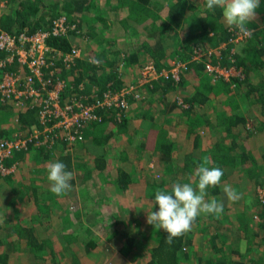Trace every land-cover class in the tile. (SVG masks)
<instances>
[{"label":"trees","instance_id":"obj_1","mask_svg":"<svg viewBox=\"0 0 264 264\" xmlns=\"http://www.w3.org/2000/svg\"><path fill=\"white\" fill-rule=\"evenodd\" d=\"M94 1L6 0L12 13L8 20L0 21V31L6 29L8 31L20 32L21 29L26 27V32L30 33L37 29H43L45 26L49 28L48 25L52 18L62 12L67 15L70 22H73V20L77 22L73 29L69 31L72 34L76 32V28L84 26L83 21L86 17L87 19H91L89 22L96 19L89 28H84L88 32L87 36L91 40V45L85 51L86 55L74 57V61L68 71L64 67L62 68L64 74L67 75L68 73V80L74 83V85L69 84L66 89L70 93H78L76 86L82 80L85 82H95L102 87L110 82L111 87L114 88L129 83L125 80L127 72L118 73L115 69L120 61L121 53L124 54L122 63L125 67L128 64L141 62L143 59L141 57L145 55L153 58L158 68L160 65L168 67L172 57L179 56L183 59L186 62V68L180 72L179 79L160 77L154 80L151 86L145 85L147 90L154 93V97L156 96L157 104L159 105L158 110L163 113L166 122L163 120L158 125L156 124L157 112L155 110L145 111L140 121V126L142 129H145L141 137V145L152 149V151H157L161 161L164 163L167 162L169 164L168 167L176 171L174 170L176 164L173 163L171 165V153L175 147V142L168 136L167 123L172 124L177 129L183 130L185 134L192 138V143L196 146L197 142H199L201 132L206 129L205 127L209 122V115L203 114L202 112L207 107L206 105L210 104L208 100L212 91L216 88H223L226 91L229 84V81H226L225 78L211 83L209 75L206 74L205 61L203 60L205 58V60L216 62L217 58L220 57L222 63L226 64L230 61L227 58L228 50H223L217 55H207V58L203 56L200 60L191 59V51L195 46H204L203 43L207 41L211 42L212 47L225 43L228 49L231 47L234 49L232 56L236 64L243 63V65L248 66V69L257 71L264 68V27L260 26L258 21H252L248 25L253 30L251 37L234 40L233 34L235 31L226 26L222 16V10L217 8L215 11H207L205 9V0H166L167 6L163 11V15L156 13L158 4L156 1L159 0H119L121 7L112 9H119L118 11H120L118 14L116 13V17L119 19L120 28L124 32L125 41L130 38L126 31L127 29L142 27L144 31V38L139 42V46L134 48L135 46L133 47L130 42L126 46H121L120 38L117 41L114 39L117 37L116 32H114L116 36L107 33V28L110 24L107 23L105 17L108 16L106 14L109 13L110 9L102 8L95 10L93 7L95 4ZM41 9L44 10L41 11ZM257 9L260 12L259 21L264 23V3L260 1V6ZM91 10L94 12H91ZM47 42L62 52L70 50V41L67 36L52 35L47 38ZM169 42L174 43V49H166V44ZM4 57L5 51L0 50V59ZM88 57H93L97 62L87 60ZM15 66H17L16 63H6L4 66H0V74L4 69L10 70ZM20 73L25 74V69L23 68ZM233 79L235 78L232 77L230 80ZM189 83L193 84L194 88L186 94H181L184 101L178 104L174 98L175 96H171V94L181 93L185 85ZM235 85L238 87V91L242 93V96L248 99L247 101L249 103L256 104L255 107H257L256 110L259 115L256 116L257 122L255 123V127L258 131L264 133V87L255 86L250 76H245L243 80L239 79L235 82ZM143 98L141 94L139 100H143ZM35 107L33 105L30 107L31 109L24 110L23 107L17 108L13 102L0 99V138L10 135L17 128L27 132L32 122L36 121L37 118V110L34 109ZM229 108H234V106L230 105ZM201 109L202 111L200 112L199 110ZM226 110H217L216 114L218 115L214 121L215 125H213L222 131V136L216 138L215 141L213 138L215 132L211 131V133H208L206 131V134H209L214 142L210 146L203 148L198 156H193L194 153L192 154L191 152L183 155L178 160L180 163L178 164L177 162L179 170L180 172L183 170L184 174H187L186 171L193 173L203 158L209 157L212 162L209 167L215 166L223 170L222 184L224 180L234 177L236 164L241 166L248 160L251 164L249 170L252 174L248 173L245 166H243V169L248 175H253L251 180L254 184H257L261 181L259 176L262 173V169L264 170V164L256 161L248 144L240 150L234 151L238 144L236 136L240 133L236 130V127L240 123H244L245 116L236 110L228 114ZM111 114L109 116L105 114L104 116L103 112L102 117L104 119L101 118V121L91 122L90 126L96 131V128L103 122L113 121ZM11 122L15 123V128L13 129L8 127ZM122 123L124 124L122 127H125L126 121ZM125 129L127 130V128ZM128 131L131 135L134 134L130 130ZM109 137L110 135L108 133L102 135L94 134V136H91V139L89 138L91 144L87 143V140L83 137V139L73 144L75 147L77 146V152L75 151V147L72 150L63 152L65 148L63 142H56L49 148L30 143L24 150H14L10 156L4 159L3 163L9 166L12 163L18 162L20 159L26 160L28 155L36 159L38 157H42L44 160L50 159V162L53 158L55 160H53L54 162L59 161L64 163L66 165V171L73 173V180L70 183L72 184L73 192H75L74 184H82L84 179L92 171V168L100 171L105 168V143ZM95 144H99L102 147L101 150ZM262 158L264 161L263 154ZM1 175L5 174L1 173L0 170ZM130 175L119 169L115 178L116 184L119 187H125L131 179L137 181L139 178H142H137L133 174ZM164 183H169V181H164ZM221 184L215 188H209L206 199L216 198L219 201ZM33 196L32 203L29 201L24 206V212L18 211L20 219L13 224L7 225L16 232L18 236V240L16 241L20 243L25 241V243L31 244L30 249L36 256L40 255V246L43 247L45 244H49L50 240L48 238H42L41 241H38L35 236V228H41L42 224L49 220L50 209L55 198L53 195L39 197L35 193ZM139 199L141 198L139 197ZM105 200H107L106 197ZM244 209L237 210L235 217L239 219L237 230L246 237L247 247L245 246L243 250H240V243L238 248L236 247L233 251L229 250V253L226 251V248H223V253L218 255L212 264H264L262 259L263 255L261 256L260 254L261 247L264 245V207L260 205V208L257 206L254 208L256 214L260 217H258L260 221L257 223V229L252 228V224H250L253 214L245 215ZM158 210L159 206L157 205L153 211ZM136 213L138 212L136 211ZM207 218L214 220L220 219V222H225L227 219L225 209L221 215H207ZM201 219V216L196 218L191 230L201 224ZM191 230L179 238L174 239L171 245L165 243L167 234L162 229L152 230L150 234L152 243L146 247L145 253L142 254V257L146 256L145 258H147L146 264H181V261L186 259L191 260L193 264H204L200 256L191 257V254L183 248L186 245H193L194 247ZM255 240L258 242L256 246ZM125 242L126 248H130L134 244L133 236H130ZM38 243L40 244L37 245ZM2 247L0 241V249ZM53 250V247L50 246V253ZM0 264H12L8 251H0Z\"/></svg>","mask_w":264,"mask_h":264},{"label":"rangeland","instance_id":"obj_2","mask_svg":"<svg viewBox=\"0 0 264 264\" xmlns=\"http://www.w3.org/2000/svg\"><path fill=\"white\" fill-rule=\"evenodd\" d=\"M260 1L264 3V0ZM156 2L158 3L156 13L163 15V11L167 6V1L165 0V2H163V0H159ZM94 3L93 7L95 10H100L102 8L112 10H109V13L106 14L108 16L105 17L107 23L110 24L107 28L108 34H114V32H116L117 37L114 39L117 41V39L120 38L121 46H126L128 42H130L133 47L135 46L134 48L139 46V42L144 38L143 28L138 27L137 29H127L126 31L130 38L125 41L124 32L121 30L119 19L116 17V13L118 14L120 11H118L119 9H112L121 7L119 5V0H95ZM43 10L44 9H41V11ZM92 10L91 12H94ZM11 13L12 11L8 7L6 0H0V21L8 20ZM259 13L260 12L257 9L256 19L254 21L261 22L259 21ZM61 16L64 17L65 24H71L74 27L75 23H77L74 22L75 20L70 22L67 15L62 12L53 18ZM90 20L91 19H87L86 17L83 21L84 26L76 28V32L72 34H70L69 31L73 29V27H69L66 35L53 36H67L70 41V49L71 47L78 48L80 50V55L85 56V51L89 45H91V40L89 39V36H87L88 32L84 30V28H89L96 19L92 20V22H89ZM14 26H16V24H14ZM51 26L52 20L48 25L49 29ZM46 27L47 26H45V28ZM37 30H34L33 33ZM3 31L8 33H19L8 31L6 29H3ZM20 32L26 33V27L21 29ZM108 36L111 37L110 35ZM203 44L204 46H199L202 48L207 46V50L212 48V55H217L223 50H228V56H232L234 52V49L232 47L228 49V46L225 43L217 45L215 49H213L214 47H212L213 45H211V42L207 41ZM166 49H174V43L169 42L166 44ZM3 51H5L6 57L7 51ZM5 57L0 60L5 59ZM141 58H143L141 62L131 64L132 66L129 68L125 66L122 67V63H118L115 68L118 73H121V70L127 72L125 80L129 83L120 85L121 87H126L124 95H126L127 98V107L123 109H103L104 116L105 114L109 116L113 112L111 114L113 121L109 120L103 122L98 128H96V131L90 125L91 122L101 121L100 119L88 121L83 126V137L87 140V143L91 144L90 139L94 134L102 135L108 133L110 135L105 143L106 163L103 170L100 171L92 168V171L84 179L82 184H74L75 192L71 190L63 197H57L49 190L50 186L47 180V166L49 163L55 161L53 158L50 162V159L44 160L42 157L36 159L35 157H29L28 155L26 160L20 159L18 162L9 165L13 166L9 172H1L5 174L0 176V237L3 239V241H1L3 246L1 250H9L10 262L12 264H146L147 258H145L146 256L142 257V254L145 253L146 247L152 243L150 234L152 230H155L152 225L146 223V217L147 211H153V209L157 207L156 205L152 208V200L154 199L155 190L170 186L172 183L178 181L181 183L191 182L190 178H192L193 173L186 171L187 174H184L183 170L180 172L177 162L179 164L180 162L178 160H180L187 152L194 153L193 156H198L203 148L210 146L216 138L222 136V131L213 126L215 125L214 121L218 115L216 114L217 110L222 111L227 109L226 111L228 114L231 111L236 110L245 116L244 123H240L236 127V130L240 133L236 136L238 144L234 151L240 150L243 146L248 144L256 161L260 164H264L262 158V154L264 155V133L258 131L255 127V123L257 122L256 116L259 115L256 110L257 107H255L256 104L249 103L247 101L248 99L242 96V93L238 91V87L235 85V82L239 79L243 80L245 76H250L253 79L255 86L263 88L264 68L256 71L248 69V66L243 65V63L236 64L234 61V63L231 61L226 63L227 65L234 66L232 70L229 71L233 75H229V78L225 79L226 81H229L228 89L225 91L223 88H216L212 91L208 100L210 104H207V107L203 109L204 112H202L203 114L209 115V122L205 127L206 129L201 132L199 142H197L196 146L192 143V138L185 134L183 130L177 129L172 124L167 123L166 127L168 129V136L171 137L173 142H175V147L171 153V165H173V163L176 164L174 170H176L177 173H175L176 171H173L171 167H168L169 164L167 162L164 163L161 161V158L158 157L157 151H152V149L141 145V137L143 136L145 129H142L140 126V121L145 111L155 110L157 112L155 119L157 125L163 120L166 122L163 113L158 110L159 105L157 104L156 96L154 97V93L148 91L145 87L146 84L151 86L150 82L143 83V85L136 84L139 83L137 78L140 67L145 61L154 62V59L149 57V55H145ZM174 58L181 59L179 56H175L170 60H173ZM73 59L70 64L74 61ZM87 60L97 62L93 57H88ZM58 61L63 63L61 55L56 60V62ZM216 61H221L220 57H218ZM7 63L18 64L16 59ZM58 65H60V62H58ZM17 66L11 69H16ZM69 68L65 70L68 71ZM161 68H165V66L160 65L159 69ZM56 71L58 75L69 79L68 73L66 75L64 74V71L59 72V69H56ZM206 74L208 75L207 71ZM232 77L235 79L230 80ZM209 79L211 83H215L217 80L222 79V77L212 80L209 76ZM83 82L85 83L86 88L92 84H96L95 82ZM109 83L110 82L107 84ZM130 85H132V89L129 88ZM120 86L119 88H121ZM193 88V84H186L181 93L175 95L172 93L171 96H175L174 98L177 100L178 104H180L184 101L181 94H186ZM141 94L144 97L143 100H139ZM230 105H233L234 108H229ZM25 109L31 108L27 107L24 108V110ZM199 111L201 112L202 109ZM125 121L126 125L125 127H122L124 125L122 122ZM33 124H38V121L32 122L31 126H33ZM8 127L10 129L15 128V123H9ZM125 128H127V130ZM20 130L22 129L17 128L13 133L17 131L21 132ZM128 130L134 134L131 135ZM22 131L26 133L24 130ZM206 131L208 133H211V131L215 132V134L213 133L214 140L209 134H206ZM244 142L246 143L243 144ZM95 145L101 150L102 147L99 144ZM75 151L77 152V146L75 147ZM63 152H66L65 148L63 149ZM243 166L247 168L249 174H252L249 170L251 164L247 160L241 166L236 164L234 177L232 179L224 180L221 184L219 201H222L225 206L226 221L220 222V219H209L207 218V215L201 214V224L196 227L198 229L194 228L191 230V238L194 247L193 245H186L183 247L184 250L191 254V257L200 256L204 264L214 262V260L217 259V256L223 253V248H226L227 252L229 250L233 251L236 247L238 248L240 243V250H243L245 246L247 247L246 237L243 234H240L237 230V225L239 223V219L235 217V212L237 210L245 208V215L252 213L253 215L250 224H252V228L257 229L258 227L257 223L260 219H258L259 216L256 214L254 208L255 206L260 208V205H263L259 199L258 190L264 186V170L262 169V173L259 176L261 181L254 184L251 180L253 175H248L243 169ZM119 169L129 175L133 174V176H136L137 178H142H139L137 181L131 179L125 187H119L115 180ZM31 172L37 178V183H33V185L31 184V187L36 188L37 191L30 192L27 189L18 195L17 191L20 186H23V184L26 187L28 186V184L23 183L21 179L32 174ZM145 178L148 179V181H146ZM164 181H169V183L165 184ZM225 185H229L238 193H241L242 198L236 202L229 201L223 192V187ZM34 193L39 197L53 195L55 198L50 209L49 220L44 222L41 228H35V236L38 241H41L42 238H48V240H50L49 244H45L43 247L40 246V255L36 256L30 249L31 244L25 243V241L22 243L16 241L18 240L16 232L7 225L13 224L20 219L18 211L20 210L21 212H24V206L28 204L29 201L32 203ZM105 197L107 200H105ZM139 197L141 199H139ZM136 211L141 213L138 214ZM5 224L8 228L4 226ZM130 236H133L134 244L131 245L130 248H126L125 241ZM255 242V246L258 245L257 240H255ZM39 244L40 243L37 245ZM50 246L54 249L52 253H50ZM260 254L261 256L263 255L262 259L264 262V245L261 247ZM206 260H208L207 263H205ZM181 262V264H193L189 259Z\"/></svg>","mask_w":264,"mask_h":264},{"label":"built area","instance_id":"obj_3","mask_svg":"<svg viewBox=\"0 0 264 264\" xmlns=\"http://www.w3.org/2000/svg\"><path fill=\"white\" fill-rule=\"evenodd\" d=\"M71 24L64 23V17L52 19L51 28L38 29L34 33H8L0 31V49L7 51L5 59L0 60V66L16 59V69L3 70L0 74V99L13 102L17 108H27L35 105L38 124L30 126L24 133L14 132L0 138V170L9 172L13 166H6L4 159L14 150H24L30 143L38 146L52 147L56 142H63L65 150H72L78 140L83 138V126L88 121L102 118L103 109L126 108V87L111 88L110 83L104 87L92 84L88 88L80 81L76 92H68V85L73 82L57 74L56 69H68L71 60L80 56V50L71 47L62 52L47 43L50 35L67 34ZM234 40L244 38L234 32ZM214 46L213 49H215ZM61 55L60 65L56 60ZM212 55V48L195 46L191 51V59H202ZM228 59L233 62V56ZM205 69L212 80L228 79L229 71L234 67L222 61L211 62L205 60ZM234 63V62H233ZM20 67V69H18ZM25 74H21L22 69ZM186 62L179 58L170 60L169 66L159 69L153 61H145L138 72L139 85L157 80L160 77L178 79L180 72L185 70ZM110 85V86H109ZM132 89V85L129 86ZM128 90V89H127ZM68 92V93H67ZM63 94H65L63 96ZM138 95V94H137ZM136 95V96H137ZM30 102V103H29ZM29 103V105H28ZM27 104V105H26ZM122 113V112H121ZM264 186L258 190V196L264 207Z\"/></svg>","mask_w":264,"mask_h":264},{"label":"clouds","instance_id":"obj_4","mask_svg":"<svg viewBox=\"0 0 264 264\" xmlns=\"http://www.w3.org/2000/svg\"><path fill=\"white\" fill-rule=\"evenodd\" d=\"M259 6L260 0H205L207 11L221 9L226 26L243 37H251L253 30L248 25L256 19ZM211 163L209 157H204L195 168L191 182L178 181L155 190L152 208L158 205L159 210L147 211L146 223L167 234L165 243L171 245L174 239L190 231L201 214L219 216L223 213L222 201L206 199L207 190L219 186L224 175L221 168L209 167ZM47 180L50 192L57 197H63L72 190L70 182L73 173L66 171V165L62 162L48 164ZM223 192L232 202L242 198V194L229 185L223 187Z\"/></svg>","mask_w":264,"mask_h":264},{"label":"crops","instance_id":"obj_5","mask_svg":"<svg viewBox=\"0 0 264 264\" xmlns=\"http://www.w3.org/2000/svg\"><path fill=\"white\" fill-rule=\"evenodd\" d=\"M259 25L260 26H262V27H264V23H261V22H259ZM121 56H120V61L118 62V63H122V58H123V56H124V54L123 53H121L120 54ZM125 65L122 63V67H124ZM130 66H132L131 64H128L126 67H130ZM121 68V67H120ZM121 72H123V70H121ZM32 173V172H31ZM26 178H22L21 180H22V182L23 183H27L28 184V186L26 187L24 184H23V186H20L19 187V189H18V191H17V194L18 195H20L22 192H24L25 190H29L30 192L31 191H33V192H36L37 190H36V188H32L31 187V184L33 185V183L34 184H36L37 183V178H36V176L35 175H33V173L32 174H29V175H27V176H25ZM28 179V180H27ZM28 181V182H27ZM143 185V184H142ZM5 227H7L6 226V224L4 225ZM229 239V238H228ZM0 241H3V239H2V237H0ZM1 250V249H0ZM4 252L5 251H8L9 252V250H3ZM9 255H10V252H9ZM208 262V260H206L205 261V263H207ZM213 262H208V264H212Z\"/></svg>","mask_w":264,"mask_h":264}]
</instances>
